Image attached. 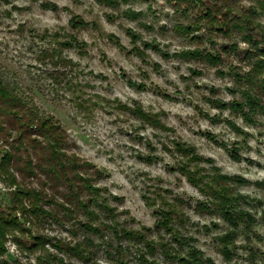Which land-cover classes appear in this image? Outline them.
Instances as JSON below:
<instances>
[{"label":"rangeland","instance_id":"374dc122","mask_svg":"<svg viewBox=\"0 0 264 264\" xmlns=\"http://www.w3.org/2000/svg\"><path fill=\"white\" fill-rule=\"evenodd\" d=\"M262 4L0 0V264H264Z\"/></svg>","mask_w":264,"mask_h":264},{"label":"trees","instance_id":"16d2710c","mask_svg":"<svg viewBox=\"0 0 264 264\" xmlns=\"http://www.w3.org/2000/svg\"><path fill=\"white\" fill-rule=\"evenodd\" d=\"M259 7H260V9L264 8V4L259 5L258 8ZM69 22L71 24V28H73V29L79 27V25H83V24L76 25L77 23H73L72 19H70ZM257 46H259V45L257 44ZM256 47H254V53H253L255 59L252 63L251 69L249 71V75H250L249 77L252 80H254L255 89H251L252 92H250V95L252 97L246 95L245 98H246V101H248L252 105H253L254 101L257 100L259 104L262 103V106H264V51H259L256 49ZM40 54H42L43 57L55 56L54 50H52V51L44 50V51H41ZM11 98H12V96L9 92H6L5 89L0 88V102L6 103L7 108L15 110L16 107L13 103L14 102L13 99H11ZM262 109H264V108H262ZM63 156L65 157V159L69 165H67L65 163L61 164L60 165L61 170H63V171L64 170H67V171L70 170L71 172H74L72 174L73 177H71V179L75 178L77 176V171L75 169H70L71 164H74V163H70L69 162L70 159H68L66 157V155H63ZM75 196H78V195L75 193L72 197L75 198ZM79 205L82 206V203L79 202Z\"/></svg>","mask_w":264,"mask_h":264}]
</instances>
